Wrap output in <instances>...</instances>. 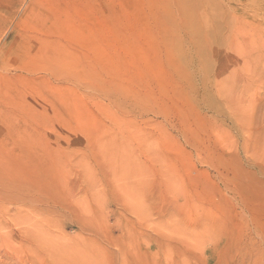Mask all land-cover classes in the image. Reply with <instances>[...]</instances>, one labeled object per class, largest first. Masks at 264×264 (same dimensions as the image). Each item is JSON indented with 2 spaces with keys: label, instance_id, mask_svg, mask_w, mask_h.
Here are the masks:
<instances>
[{
  "label": "rangeland",
  "instance_id": "rangeland-1",
  "mask_svg": "<svg viewBox=\"0 0 264 264\" xmlns=\"http://www.w3.org/2000/svg\"><path fill=\"white\" fill-rule=\"evenodd\" d=\"M11 185L0 264H264V0H0Z\"/></svg>",
  "mask_w": 264,
  "mask_h": 264
},
{
  "label": "bare ground",
  "instance_id": "bare-ground-1",
  "mask_svg": "<svg viewBox=\"0 0 264 264\" xmlns=\"http://www.w3.org/2000/svg\"><path fill=\"white\" fill-rule=\"evenodd\" d=\"M14 186V188L15 189H17L18 187H16L15 185H13ZM13 186L11 185V187L10 186H8V187H4L3 188V191L1 190V192L0 193H3V195L4 196H9V198H12L11 196L13 195ZM19 189V188H18ZM14 196V195H13ZM23 197H20V194H16V199H19V200H21ZM12 200H13V198H12Z\"/></svg>",
  "mask_w": 264,
  "mask_h": 264
}]
</instances>
